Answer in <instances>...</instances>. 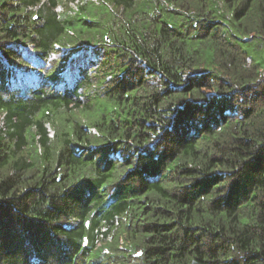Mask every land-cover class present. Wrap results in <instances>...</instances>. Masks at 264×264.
Here are the masks:
<instances>
[{
  "label": "trees",
  "instance_id": "1",
  "mask_svg": "<svg viewBox=\"0 0 264 264\" xmlns=\"http://www.w3.org/2000/svg\"><path fill=\"white\" fill-rule=\"evenodd\" d=\"M241 36L264 0H0V264H264Z\"/></svg>",
  "mask_w": 264,
  "mask_h": 264
},
{
  "label": "rangeland",
  "instance_id": "2",
  "mask_svg": "<svg viewBox=\"0 0 264 264\" xmlns=\"http://www.w3.org/2000/svg\"><path fill=\"white\" fill-rule=\"evenodd\" d=\"M224 21H226V19H224ZM241 38L242 40L239 41L241 46H243L264 68V41L261 38H254L251 36H241ZM211 68H213L212 57L208 54L205 69Z\"/></svg>",
  "mask_w": 264,
  "mask_h": 264
},
{
  "label": "water",
  "instance_id": "3",
  "mask_svg": "<svg viewBox=\"0 0 264 264\" xmlns=\"http://www.w3.org/2000/svg\"><path fill=\"white\" fill-rule=\"evenodd\" d=\"M193 264H200V263H198V262H194Z\"/></svg>",
  "mask_w": 264,
  "mask_h": 264
}]
</instances>
